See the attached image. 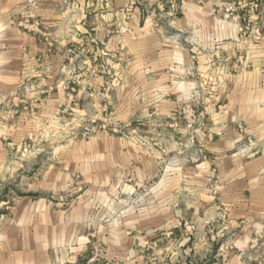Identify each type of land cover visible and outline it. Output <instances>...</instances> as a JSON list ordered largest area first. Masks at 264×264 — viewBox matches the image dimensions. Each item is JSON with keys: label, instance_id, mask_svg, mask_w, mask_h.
<instances>
[{"label": "crops", "instance_id": "crops-1", "mask_svg": "<svg viewBox=\"0 0 264 264\" xmlns=\"http://www.w3.org/2000/svg\"><path fill=\"white\" fill-rule=\"evenodd\" d=\"M192 99L197 162L147 118ZM103 105L135 127L80 137ZM0 170L23 183L0 264H244L264 237V0H0ZM141 183L146 210L124 208Z\"/></svg>", "mask_w": 264, "mask_h": 264}, {"label": "built area", "instance_id": "built-area-1", "mask_svg": "<svg viewBox=\"0 0 264 264\" xmlns=\"http://www.w3.org/2000/svg\"><path fill=\"white\" fill-rule=\"evenodd\" d=\"M232 9L233 6L229 4L224 10L227 13H231ZM194 68V65H192L190 73ZM64 110L66 111L67 107H65ZM101 111L103 112L102 117H98L96 115H90L87 117L86 121L79 129L80 137L88 138L98 131H104L113 134L129 133L132 131L136 125V122L138 121L137 119H116L112 116L111 112L107 110L105 105L101 107ZM147 118L151 122L152 127L155 126L161 127L163 129L167 128L170 130L186 132V136L179 142L177 150L178 154L182 155L186 161L197 162L201 158H204V151L202 144L200 143L199 133L206 132L208 139H210V133L208 131V124L204 118V111L195 99L185 103L180 108L179 112L176 115L170 117L168 121H163L155 112H149L147 114ZM239 131L242 134L245 133L243 127L241 126H239ZM251 143V137L245 135L240 146L243 150H247ZM192 149H195V151H192ZM144 186L146 187V185Z\"/></svg>", "mask_w": 264, "mask_h": 264}, {"label": "rangeland", "instance_id": "rangeland-1", "mask_svg": "<svg viewBox=\"0 0 264 264\" xmlns=\"http://www.w3.org/2000/svg\"><path fill=\"white\" fill-rule=\"evenodd\" d=\"M233 6L232 3H229ZM228 4V5H229ZM227 6V5H226ZM238 10V8H237ZM236 13V8L233 6V9L231 13ZM14 173H6V175L3 174V171L0 170V228L4 224L5 220L7 219L9 215V211L13 202V198L19 193L21 190V187L23 186V183L20 182L19 177ZM4 175V176H3ZM146 185V187L144 186ZM137 191L134 195L131 196V199L127 200V202L124 205V208L130 206L131 204L136 205L137 208H141L146 210V202L148 194L150 193V185L149 183H142L140 186H137ZM218 244L216 242L212 243V246L209 248L208 254H207V260L210 258H213L217 254ZM92 254L95 256H98L99 254V248L92 249ZM245 262L244 264H264V237L256 240V242L249 247L245 252ZM203 262H200L199 264H203ZM77 264H105L102 260H94V261H87L83 260L80 261ZM112 264V263H110ZM121 264H127L122 262ZM130 264H138V263H130ZM139 264H189L187 261H178V262H170V263H157V262H140ZM195 264V261H194Z\"/></svg>", "mask_w": 264, "mask_h": 264}, {"label": "trees", "instance_id": "trees-1", "mask_svg": "<svg viewBox=\"0 0 264 264\" xmlns=\"http://www.w3.org/2000/svg\"><path fill=\"white\" fill-rule=\"evenodd\" d=\"M210 262H211V261H207V262H205V263H203V264H210Z\"/></svg>", "mask_w": 264, "mask_h": 264}]
</instances>
